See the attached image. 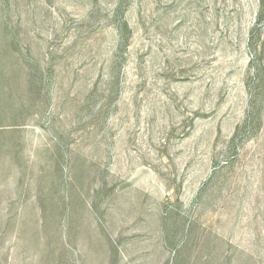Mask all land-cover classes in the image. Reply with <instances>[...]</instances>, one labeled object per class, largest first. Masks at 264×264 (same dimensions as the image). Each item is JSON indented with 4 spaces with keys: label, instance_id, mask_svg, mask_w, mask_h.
Instances as JSON below:
<instances>
[{
    "label": "rangeland",
    "instance_id": "1",
    "mask_svg": "<svg viewBox=\"0 0 264 264\" xmlns=\"http://www.w3.org/2000/svg\"><path fill=\"white\" fill-rule=\"evenodd\" d=\"M264 0H0V264H264Z\"/></svg>",
    "mask_w": 264,
    "mask_h": 264
},
{
    "label": "trees",
    "instance_id": "2",
    "mask_svg": "<svg viewBox=\"0 0 264 264\" xmlns=\"http://www.w3.org/2000/svg\"><path fill=\"white\" fill-rule=\"evenodd\" d=\"M263 7H264V4H263Z\"/></svg>",
    "mask_w": 264,
    "mask_h": 264
}]
</instances>
